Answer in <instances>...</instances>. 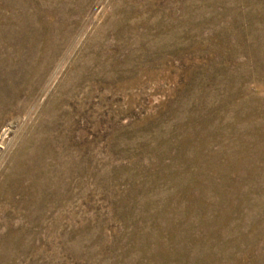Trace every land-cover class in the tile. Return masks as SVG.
I'll list each match as a JSON object with an SVG mask.
<instances>
[{"label": "rangeland", "instance_id": "1", "mask_svg": "<svg viewBox=\"0 0 264 264\" xmlns=\"http://www.w3.org/2000/svg\"><path fill=\"white\" fill-rule=\"evenodd\" d=\"M0 264H264V0H0Z\"/></svg>", "mask_w": 264, "mask_h": 264}, {"label": "bare ground", "instance_id": "2", "mask_svg": "<svg viewBox=\"0 0 264 264\" xmlns=\"http://www.w3.org/2000/svg\"><path fill=\"white\" fill-rule=\"evenodd\" d=\"M59 68V67H58Z\"/></svg>", "mask_w": 264, "mask_h": 264}]
</instances>
